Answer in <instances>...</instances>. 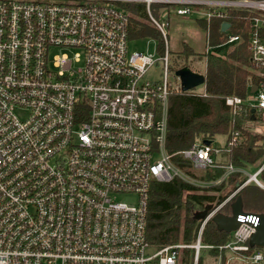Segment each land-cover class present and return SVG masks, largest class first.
<instances>
[{
	"label": "built area",
	"instance_id": "obj_1",
	"mask_svg": "<svg viewBox=\"0 0 264 264\" xmlns=\"http://www.w3.org/2000/svg\"><path fill=\"white\" fill-rule=\"evenodd\" d=\"M129 4H141L159 33L163 52L156 39V57L128 50ZM223 8L264 13V0H0V264H180L186 248L197 264L212 247L201 242L205 222L245 185L264 189V161L247 174L215 159L237 141L236 132L222 148L197 141L178 152L193 173L223 169L215 182L174 165L166 148L169 97L183 92L170 79L169 18L209 21L223 17ZM263 28L264 18H251L249 51L258 69ZM237 37L229 34L227 42ZM157 64L158 76L147 77ZM249 101L264 120V89ZM225 103L235 113L243 100ZM234 172L245 180L202 219L193 243H149L154 182L177 178L202 191ZM246 212L216 247L245 264H264V250L248 242L255 212Z\"/></svg>",
	"mask_w": 264,
	"mask_h": 264
},
{
	"label": "trees",
	"instance_id": "obj_2",
	"mask_svg": "<svg viewBox=\"0 0 264 264\" xmlns=\"http://www.w3.org/2000/svg\"><path fill=\"white\" fill-rule=\"evenodd\" d=\"M128 7L133 10L128 26V38L159 39L157 30L143 19L142 5L129 4ZM223 9L226 13L223 17L211 15L209 21L197 19L201 27L209 28L208 43L211 50L204 54L205 96L190 91L174 93L169 97L168 106L166 148L173 154L172 162L192 175H199L207 182H215L221 178L224 170L207 168L193 173L187 160L178 152L194 142L204 140L212 142L215 136L222 135L227 143L236 132L237 141L229 145L228 150L224 152L225 162L244 168L248 165L258 166L264 159V131L259 127V123L264 120L249 101L252 87L264 89V75L261 74H264V69L254 66L249 51L251 18L254 16L264 18V13ZM223 22L230 24L225 31L221 30ZM261 31L264 32V28ZM229 34L237 35V40L228 43ZM158 41V51L162 53V41L161 39ZM184 51L189 53L191 49L184 45ZM229 96L240 97L243 100L235 113L225 103L226 97ZM245 178L242 173L234 172L202 191L177 178L170 182H154L148 199L147 240L154 248L178 242L193 243L202 221L194 217L195 213L206 206H211L212 209ZM259 178L264 181V168ZM238 194L241 196L244 211L264 212L263 188L250 183L241 188ZM233 200L221 208L222 213L230 214V204ZM229 238L230 233L219 231L211 218L205 222L201 242L204 245H212L209 248L210 252L228 253V250H219L216 246L225 244ZM201 258L203 256L199 257L197 264H203ZM180 260V264H193V250L184 249ZM219 264H225L222 255Z\"/></svg>",
	"mask_w": 264,
	"mask_h": 264
},
{
	"label": "rangeland",
	"instance_id": "obj_3",
	"mask_svg": "<svg viewBox=\"0 0 264 264\" xmlns=\"http://www.w3.org/2000/svg\"><path fill=\"white\" fill-rule=\"evenodd\" d=\"M152 14L157 18L161 14L158 11L156 5H152ZM166 32L168 35L169 42V57H170V79L172 81L179 80L174 74L175 70L182 66H187L191 70L199 73L205 72V50H206V35L207 30L199 25L197 20L193 16L190 17H178L171 15L169 18V24L166 27ZM157 38L141 37L130 40L128 43V50H142L157 56V51L155 49ZM184 45H187L191 51L189 53L184 51ZM211 50V48H210ZM159 65L154 66L146 76L149 78H156L159 73ZM203 85L196 86L193 91H201ZM262 115V114H261ZM260 124V125H259ZM258 125L261 128L264 122H260ZM225 145V137L222 135L215 136L212 141L213 147L222 148ZM257 169V166L248 165L244 167L247 174L253 173ZM244 175V174H243ZM260 179V178H259ZM264 183V181H262ZM211 185V184H210ZM208 188V187H207ZM234 189L231 190V192ZM230 192V193H231ZM229 193V194H230ZM228 194V195H229ZM238 194V193H237ZM246 203H248L246 201ZM215 207V206H214ZM212 207V208H214ZM221 255L224 256L225 264H245L238 260L237 258L230 257L228 253L220 252H210L208 250H203L201 252V258L203 264H219L221 260Z\"/></svg>",
	"mask_w": 264,
	"mask_h": 264
},
{
	"label": "water",
	"instance_id": "obj_4",
	"mask_svg": "<svg viewBox=\"0 0 264 264\" xmlns=\"http://www.w3.org/2000/svg\"><path fill=\"white\" fill-rule=\"evenodd\" d=\"M230 24L228 22H223L221 24V30L225 31ZM174 74L180 81L181 90L189 91L196 86L203 85L205 83V75L196 71L191 70L187 66H182L175 70ZM256 88L252 87L250 93H253ZM204 144H210L208 140L203 141ZM238 185L236 184V187ZM231 212L230 214H224L222 212H216L211 220L216 225V228L219 231H225L230 233L236 229L241 222L238 221L237 217L239 214H246L247 212L243 210V202L241 196L236 195L235 199L230 204ZM211 206L204 207L203 210L195 213L194 217L196 219H204L207 214L210 212ZM257 223L254 226V231L249 237V245L252 247H257L264 250V212H255Z\"/></svg>",
	"mask_w": 264,
	"mask_h": 264
},
{
	"label": "crops",
	"instance_id": "obj_5",
	"mask_svg": "<svg viewBox=\"0 0 264 264\" xmlns=\"http://www.w3.org/2000/svg\"><path fill=\"white\" fill-rule=\"evenodd\" d=\"M194 19L195 20H197L195 17H194ZM206 30H207V35H209V29L208 28H206ZM227 30V29H226ZM208 40H209V36H208ZM205 54V53H204ZM194 71V70H193ZM202 74H204V72L202 73ZM196 88V87H195ZM195 88H193V89H195ZM193 89H191V90H193ZM203 91L205 90L204 89V84H203V86H202V88H201ZM211 144H212V142H211ZM226 144V143H225ZM224 152L225 151H223L222 153H220L219 155H217L216 157H215V159L217 160V161H226L225 159H224ZM263 161H264V159H263ZM263 161L261 162V164L260 165H258L257 166V168L259 167V166H261L262 165V163H263ZM250 212V211H249ZM209 248H205L204 250H208Z\"/></svg>",
	"mask_w": 264,
	"mask_h": 264
}]
</instances>
